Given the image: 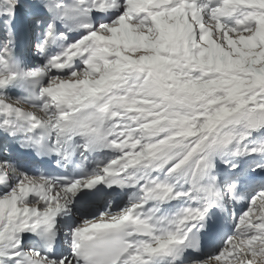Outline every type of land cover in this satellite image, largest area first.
Masks as SVG:
<instances>
[{
  "label": "snow or ice",
  "instance_id": "1",
  "mask_svg": "<svg viewBox=\"0 0 264 264\" xmlns=\"http://www.w3.org/2000/svg\"><path fill=\"white\" fill-rule=\"evenodd\" d=\"M0 264H264V0H0Z\"/></svg>",
  "mask_w": 264,
  "mask_h": 264
}]
</instances>
